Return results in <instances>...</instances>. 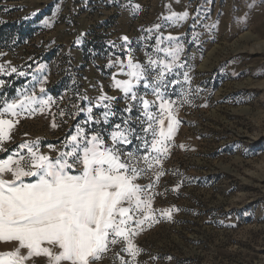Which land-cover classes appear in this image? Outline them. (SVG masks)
Instances as JSON below:
<instances>
[{
    "label": "rangeland",
    "instance_id": "rangeland-1",
    "mask_svg": "<svg viewBox=\"0 0 264 264\" xmlns=\"http://www.w3.org/2000/svg\"><path fill=\"white\" fill-rule=\"evenodd\" d=\"M185 11L183 21L166 19ZM157 37L161 49L182 48L166 76L177 81L166 96L180 123L152 190L159 222L133 237L135 264H264V0H0V106L18 90L52 100L19 117L4 147L10 154L28 141L54 158L87 119L81 109L103 111L94 107L102 94L117 97L111 124L121 122L126 103L113 77L127 79L120 62L129 51L135 63L170 59L155 51ZM110 247L95 264L133 259Z\"/></svg>",
    "mask_w": 264,
    "mask_h": 264
},
{
    "label": "snow or ice",
    "instance_id": "snow-or-ice-1",
    "mask_svg": "<svg viewBox=\"0 0 264 264\" xmlns=\"http://www.w3.org/2000/svg\"><path fill=\"white\" fill-rule=\"evenodd\" d=\"M187 16L186 11L173 12L166 19L178 23ZM121 39L128 41L127 36ZM161 43L157 37L155 51H163L168 60L149 56L147 64L135 63L129 51L127 64L120 62V74L127 79L114 76L113 86L126 103L121 122L111 124L116 115L111 102L117 97L100 95L94 107L103 111L96 115L93 106L81 109L87 112L84 124H76L75 131L66 134L59 150L49 146L56 151L54 158L28 141L10 154L4 147L18 118L43 112L51 105L50 98L18 90L15 98L0 106V153L6 154L0 157V242H15L13 249L0 253V264H35L34 258H44L45 264H95L117 244L133 258L129 261L117 253L120 264H135L141 249L133 237L145 226L159 222L152 190L165 174L158 166L180 123L174 113L176 102L166 96L169 86L174 87L177 81L166 76L179 66L176 61L182 48L161 49ZM3 84L0 80V86ZM141 85L150 92L141 95ZM40 92L45 89L41 87ZM149 94L155 99H146ZM187 102L185 97L183 103ZM133 109L139 115L132 116ZM60 114L65 115L63 111ZM52 126L57 127L54 122ZM150 173L155 180L138 182ZM175 211L179 209L162 210L161 217L171 220Z\"/></svg>",
    "mask_w": 264,
    "mask_h": 264
},
{
    "label": "crops",
    "instance_id": "crops-1",
    "mask_svg": "<svg viewBox=\"0 0 264 264\" xmlns=\"http://www.w3.org/2000/svg\"><path fill=\"white\" fill-rule=\"evenodd\" d=\"M15 242H0V253L9 251L13 249ZM35 264H45L44 258H34ZM28 264H32V261H29Z\"/></svg>",
    "mask_w": 264,
    "mask_h": 264
},
{
    "label": "trees",
    "instance_id": "trees-1",
    "mask_svg": "<svg viewBox=\"0 0 264 264\" xmlns=\"http://www.w3.org/2000/svg\"><path fill=\"white\" fill-rule=\"evenodd\" d=\"M4 95L6 96V93L4 91H2V93L0 94V98H3Z\"/></svg>",
    "mask_w": 264,
    "mask_h": 264
}]
</instances>
